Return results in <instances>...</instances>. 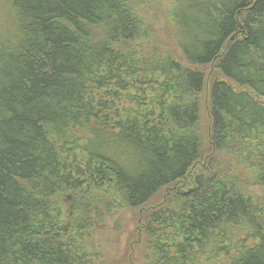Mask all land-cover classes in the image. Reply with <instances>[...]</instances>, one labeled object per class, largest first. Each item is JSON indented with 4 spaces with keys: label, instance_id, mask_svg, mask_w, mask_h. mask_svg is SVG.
<instances>
[{
    "label": "trees",
    "instance_id": "trees-1",
    "mask_svg": "<svg viewBox=\"0 0 264 264\" xmlns=\"http://www.w3.org/2000/svg\"><path fill=\"white\" fill-rule=\"evenodd\" d=\"M0 6V264H90L117 210L144 264H264V0Z\"/></svg>",
    "mask_w": 264,
    "mask_h": 264
},
{
    "label": "rangeland",
    "instance_id": "rangeland-1",
    "mask_svg": "<svg viewBox=\"0 0 264 264\" xmlns=\"http://www.w3.org/2000/svg\"><path fill=\"white\" fill-rule=\"evenodd\" d=\"M142 11L145 17H152L155 20L157 32L156 42L158 46L163 51L168 52L176 58H180V53L177 47H175L171 30L166 25L161 10L147 5V8H144ZM3 12V6H0V19ZM206 75L205 108L209 87L217 79L216 76H218L213 65L206 68ZM223 157V160L231 166L234 173L244 178L246 193L256 201L261 200L262 190L260 186L252 181V177L239 161L235 157H227V155H223ZM163 199L164 194L161 193L152 201L151 205L155 206L160 204ZM66 208L67 217L64 220V226L68 223L67 220L70 216L71 204L66 205ZM114 214L111 219H107L99 224L96 234L92 237L91 243L95 246L96 253L93 259H91L90 264H144L143 250L139 239L140 230L138 229V222L135 221V215H131V213L125 210H117Z\"/></svg>",
    "mask_w": 264,
    "mask_h": 264
}]
</instances>
